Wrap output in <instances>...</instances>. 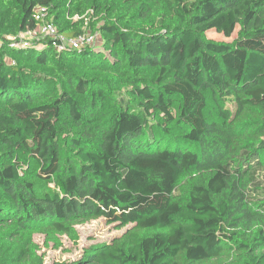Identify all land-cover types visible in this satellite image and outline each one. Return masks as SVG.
<instances>
[{
	"label": "trees",
	"instance_id": "obj_1",
	"mask_svg": "<svg viewBox=\"0 0 264 264\" xmlns=\"http://www.w3.org/2000/svg\"><path fill=\"white\" fill-rule=\"evenodd\" d=\"M100 219L54 264H264V0H0V264Z\"/></svg>",
	"mask_w": 264,
	"mask_h": 264
},
{
	"label": "rangeland",
	"instance_id": "obj_2",
	"mask_svg": "<svg viewBox=\"0 0 264 264\" xmlns=\"http://www.w3.org/2000/svg\"><path fill=\"white\" fill-rule=\"evenodd\" d=\"M91 15L87 18V33H92L90 30V23L98 21V18L94 15V11L90 13ZM238 32V31H237ZM93 35V33H92ZM95 41L101 44L100 35H94ZM235 36L228 40L223 36L210 32L208 37L215 39L217 41L232 42L236 38ZM32 36L23 35L21 38L26 41H31ZM224 107L231 112L234 111L235 105L231 102H225ZM174 113H177V109H173ZM217 118V117H216ZM27 165V163H26ZM77 231L79 233L80 239L77 244L71 242L67 237L60 238L62 247L57 248L54 242L46 241L45 237L42 235H35L34 240L39 245L41 251L45 257V264H54L58 261H73L79 258L83 248L92 244H103L110 242L115 237L120 236L125 230L119 231L114 225H109L104 219L90 222L88 224L78 226Z\"/></svg>",
	"mask_w": 264,
	"mask_h": 264
},
{
	"label": "built area",
	"instance_id": "obj_3",
	"mask_svg": "<svg viewBox=\"0 0 264 264\" xmlns=\"http://www.w3.org/2000/svg\"><path fill=\"white\" fill-rule=\"evenodd\" d=\"M35 13L36 20L40 22L37 30L32 33L22 34L19 37V41H13L11 45L13 48H27L29 46L28 42L50 39L52 40L53 47L61 52L65 49L80 50L84 46L94 45L97 42L95 41V36L91 33H86V35H82L75 39H66L58 33L57 29L51 23H46L45 19L48 12L45 8L38 7L36 8ZM23 35L32 36V40H23L21 38Z\"/></svg>",
	"mask_w": 264,
	"mask_h": 264
}]
</instances>
